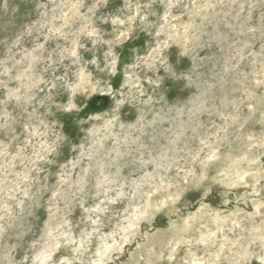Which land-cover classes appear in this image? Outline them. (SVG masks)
Instances as JSON below:
<instances>
[{"label": "rangeland", "instance_id": "rangeland-1", "mask_svg": "<svg viewBox=\"0 0 264 264\" xmlns=\"http://www.w3.org/2000/svg\"><path fill=\"white\" fill-rule=\"evenodd\" d=\"M0 264H264V0H0Z\"/></svg>", "mask_w": 264, "mask_h": 264}]
</instances>
